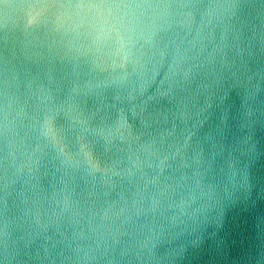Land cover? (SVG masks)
<instances>
[{"label": "water", "instance_id": "water-1", "mask_svg": "<svg viewBox=\"0 0 264 264\" xmlns=\"http://www.w3.org/2000/svg\"><path fill=\"white\" fill-rule=\"evenodd\" d=\"M0 264H264V0H0Z\"/></svg>", "mask_w": 264, "mask_h": 264}]
</instances>
